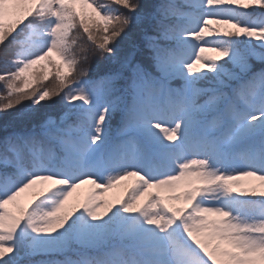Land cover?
<instances>
[{
	"label": "snow or ice",
	"instance_id": "obj_1",
	"mask_svg": "<svg viewBox=\"0 0 264 264\" xmlns=\"http://www.w3.org/2000/svg\"><path fill=\"white\" fill-rule=\"evenodd\" d=\"M0 48V264H264V0H0Z\"/></svg>",
	"mask_w": 264,
	"mask_h": 264
},
{
	"label": "trees",
	"instance_id": "obj_2",
	"mask_svg": "<svg viewBox=\"0 0 264 264\" xmlns=\"http://www.w3.org/2000/svg\"><path fill=\"white\" fill-rule=\"evenodd\" d=\"M143 2L149 6H151L152 8H154L155 5L159 4L161 2V0H143ZM250 11V10H249ZM253 15H255V13H253ZM219 19H223L224 17H218ZM212 27H221L220 25H212ZM81 44H85L86 43V36L81 39L80 41ZM5 55L7 56H11L12 55V51L11 49H9L7 52H5V50L3 48H0V59H2ZM100 61V57H95L91 60V65L92 67H95V65L97 64V62ZM253 65V69L257 70L260 67H262V65H260L257 61L253 60L252 62ZM0 70H4V66L2 63H0ZM7 70H14V69H7ZM94 78V77H93ZM52 84H47L45 82V84L43 86H51ZM4 91L3 89V82H0V92ZM56 100V103L63 108L64 107V102L62 100H60L59 98H54ZM31 102L30 101H25L23 105L18 106L16 109H13L11 112L9 113H5V114H0V125L3 124V121L6 120L7 118H9L10 116L14 115L16 112L21 111L24 108H27L29 106ZM39 111L41 113L45 112V110H48L50 108V102H42V107L38 106ZM52 114H56L55 112H53ZM120 115L116 114L113 116L112 119L115 120V122L112 125L113 129H116L119 126V120H120ZM85 188L89 187V186H84ZM44 257V256H43ZM45 259V257H44Z\"/></svg>",
	"mask_w": 264,
	"mask_h": 264
},
{
	"label": "rangeland",
	"instance_id": "obj_3",
	"mask_svg": "<svg viewBox=\"0 0 264 264\" xmlns=\"http://www.w3.org/2000/svg\"><path fill=\"white\" fill-rule=\"evenodd\" d=\"M46 83H47V84H50V83L53 84L54 81H52V80L50 79V80L47 81ZM114 122H115V120L112 119L110 123L113 124ZM113 194H114L113 191H110L109 193H107V195L110 196V197H111ZM44 257H45V259H44ZM44 257H43V256H36V257H33V260L36 261V262H40V261H46V260H48V259H52L51 257H47V256H44Z\"/></svg>",
	"mask_w": 264,
	"mask_h": 264
}]
</instances>
